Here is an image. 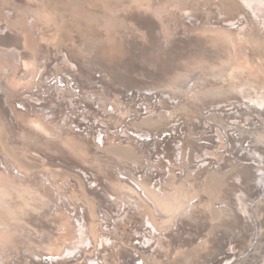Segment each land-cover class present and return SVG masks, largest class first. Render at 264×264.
<instances>
[{"label":"rangeland","instance_id":"rangeland-1","mask_svg":"<svg viewBox=\"0 0 264 264\" xmlns=\"http://www.w3.org/2000/svg\"><path fill=\"white\" fill-rule=\"evenodd\" d=\"M260 124L264 0H0V264H264Z\"/></svg>","mask_w":264,"mask_h":264},{"label":"bare ground","instance_id":"bare-ground-1","mask_svg":"<svg viewBox=\"0 0 264 264\" xmlns=\"http://www.w3.org/2000/svg\"><path fill=\"white\" fill-rule=\"evenodd\" d=\"M183 82V81H182ZM255 103V102H254ZM254 105V104H253ZM255 106H257V104L255 105ZM255 108V107H254ZM260 108V107H259ZM263 111V110H262ZM259 122H261V121H259ZM257 126V128H256V130H254L253 129V132L254 131H257L258 132V134L257 135H260L259 137H256L255 136V140L256 139H258V138H260L261 139V134H259V132L261 131V132H264V125L262 126V124H260V125H256ZM254 128V127H253ZM260 130V131H259ZM253 132L251 131V133L253 134ZM250 133V132H249ZM256 134V133H255ZM254 134V135H255ZM262 135H264V133L262 134ZM253 136V135H252ZM244 137H245V135H244ZM247 137V136H246ZM259 140V139H258ZM257 141V140H256ZM252 142H253V140H252ZM259 142V141H258ZM261 142V141H260ZM262 143V142H261ZM264 145V144H263ZM263 187V189L261 190V192H259L260 193V195H261V197H262V195H264V185L262 186ZM148 198V197H147ZM261 199H264V198H261ZM252 202V201H251ZM251 209H252V212L254 211V208H253V206L251 207ZM159 214H160V217H167L168 216V214L167 213H164V212H162V210H160L159 209ZM254 237L256 238L257 237V234H256V232H255V234H254ZM45 241V240H44Z\"/></svg>","mask_w":264,"mask_h":264}]
</instances>
